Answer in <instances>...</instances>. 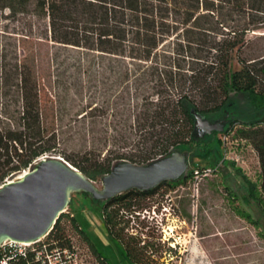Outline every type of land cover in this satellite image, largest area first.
<instances>
[{
	"label": "trees",
	"instance_id": "trees-1",
	"mask_svg": "<svg viewBox=\"0 0 264 264\" xmlns=\"http://www.w3.org/2000/svg\"><path fill=\"white\" fill-rule=\"evenodd\" d=\"M6 9L13 15H26L28 37L109 59L108 69L115 79L112 86L122 87L124 94L120 104L129 111L130 96L138 100V141L131 151L107 149L104 154L92 147L75 157V153L59 151L56 132L25 149L22 132L0 125V186L9 176L34 167V162L48 153H60L91 180L109 174L119 162L146 165L181 146L197 147L205 155L220 143L219 132L214 131L212 139L211 135L197 137L195 113L228 111L232 98L240 93L256 110L264 109V0H0V10ZM258 32L261 34L254 36ZM233 62L238 63L237 69ZM230 124L225 134L240 124L239 134L258 153V180L239 168L234 170L243 193L241 200L257 216L239 206L237 212L262 232L264 122L234 119ZM221 163L235 165L225 159ZM186 177L161 182L150 190L130 189L108 200H94L93 207L101 214L109 238L130 264L162 263L152 258L160 245L144 238L143 231H126L132 221L128 215H139L141 201L166 183L177 185ZM229 194L238 200L236 193ZM62 217L49 234L55 240L52 247H69L60 233ZM68 217L92 253L103 264H113L78 219Z\"/></svg>",
	"mask_w": 264,
	"mask_h": 264
},
{
	"label": "rangeland",
	"instance_id": "rangeland-1",
	"mask_svg": "<svg viewBox=\"0 0 264 264\" xmlns=\"http://www.w3.org/2000/svg\"><path fill=\"white\" fill-rule=\"evenodd\" d=\"M109 66L107 58L26 36V15L0 10V125L22 132L25 149L56 132L59 151L75 153V157L92 147L104 150V154L107 149L134 150L138 141L135 130L138 100L130 96L129 111L120 104L122 87L112 86L115 79ZM238 67L233 62V68ZM231 102L228 111L203 115L210 122L225 121L224 129L216 135L220 143L205 155L197 147L177 149L188 163L180 179L187 177L177 185L166 183L155 195L140 202L143 209L139 215H128L132 221L126 231L135 234L143 231L144 238L160 245L152 258L162 264H264V223L261 232L237 212L239 206L257 216L241 200L243 193L234 170L239 168L252 180H258L261 171L258 153L239 134L240 124L225 134L234 119L264 122V109L256 110L243 93L234 95ZM85 111L90 114L85 115ZM206 135L214 137L211 133L199 138ZM51 156L63 157L60 153H48L38 158L34 166L41 158ZM223 159L235 165L225 167ZM205 167L216 171L197 182L188 175ZM20 173L9 176L5 182L17 180ZM93 183L102 189L101 177ZM230 191L238 195V200L230 196ZM68 199L59 225L69 247L61 253L54 251L53 263L103 264L71 224L68 217L71 215L113 264H130L109 238L91 195L72 191ZM50 232L42 242H55Z\"/></svg>",
	"mask_w": 264,
	"mask_h": 264
},
{
	"label": "water",
	"instance_id": "water-1",
	"mask_svg": "<svg viewBox=\"0 0 264 264\" xmlns=\"http://www.w3.org/2000/svg\"><path fill=\"white\" fill-rule=\"evenodd\" d=\"M224 125L195 113L197 137L222 131ZM187 168V160L178 150L146 165L122 161L101 177L103 187L98 189L63 157L41 158L23 178L0 186V244L6 238L35 242L47 235L64 212L72 191H84L94 200H108L130 189L150 190L161 182L176 181Z\"/></svg>",
	"mask_w": 264,
	"mask_h": 264
},
{
	"label": "built area",
	"instance_id": "built-area-1",
	"mask_svg": "<svg viewBox=\"0 0 264 264\" xmlns=\"http://www.w3.org/2000/svg\"><path fill=\"white\" fill-rule=\"evenodd\" d=\"M226 158L228 157L226 156ZM215 171L210 167L197 168L193 170L192 178L197 182ZM65 250L67 249L58 246L52 247L50 244L42 242V239L31 244L7 241L0 244V264H56L51 260L54 251L61 253Z\"/></svg>",
	"mask_w": 264,
	"mask_h": 264
},
{
	"label": "bare ground",
	"instance_id": "bare-ground-1",
	"mask_svg": "<svg viewBox=\"0 0 264 264\" xmlns=\"http://www.w3.org/2000/svg\"><path fill=\"white\" fill-rule=\"evenodd\" d=\"M26 172H27V171H25V172L19 174V176H18L17 178H18V179L23 178V177H24V174H25ZM43 237H44V236H43ZM43 237H41L40 239H42ZM40 239H38V240H40ZM7 241L20 242V241H16V240H13V239H10V238H6L4 241H2V243L7 242ZM33 242H34V241H23V242H20V243H23V244H31V243H33ZM2 243H1V244H2Z\"/></svg>",
	"mask_w": 264,
	"mask_h": 264
},
{
	"label": "flooded vegetation",
	"instance_id": "flooded-vegetation-1",
	"mask_svg": "<svg viewBox=\"0 0 264 264\" xmlns=\"http://www.w3.org/2000/svg\"><path fill=\"white\" fill-rule=\"evenodd\" d=\"M225 122V121H224Z\"/></svg>",
	"mask_w": 264,
	"mask_h": 264
}]
</instances>
